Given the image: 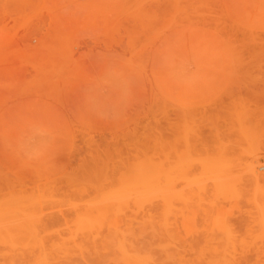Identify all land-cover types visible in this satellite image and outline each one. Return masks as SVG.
<instances>
[{"label": "rangeland", "instance_id": "rangeland-1", "mask_svg": "<svg viewBox=\"0 0 264 264\" xmlns=\"http://www.w3.org/2000/svg\"><path fill=\"white\" fill-rule=\"evenodd\" d=\"M261 166L264 0H0V264H264Z\"/></svg>", "mask_w": 264, "mask_h": 264}, {"label": "bare ground", "instance_id": "bare-ground-1", "mask_svg": "<svg viewBox=\"0 0 264 264\" xmlns=\"http://www.w3.org/2000/svg\"><path fill=\"white\" fill-rule=\"evenodd\" d=\"M235 22H236V21H235ZM242 26H243V25H242ZM184 30H186V29H184ZM187 30H188V29H187ZM178 32H179V31H178ZM200 32H201V31H200ZM257 33H258V32H257ZM153 62H154V61H153ZM153 71H154V69H153ZM71 72H72V71H71ZM71 77H72V76H71ZM152 77H153V76H152ZM151 79H152V78H151ZM153 80H154V78H153ZM155 81H156V80H155ZM153 82H154V81H153ZM155 83H156V82H155ZM66 84H67V83H66ZM69 84H70V83H69ZM68 88H69V87H68ZM164 96H165V95H164ZM66 97L69 98L68 95H67ZM164 100H165V99H164ZM169 102H170V101H169ZM208 102H209V101H208ZM203 103H204V102H203ZM205 104H207V103H205ZM200 105H201V104H200ZM166 106H167V105H166ZM186 107H187V106H186ZM187 108H188V111L190 112L189 109L196 108V106H195V107H191V106H190V107H187ZM168 109H169V108H168ZM183 109H184V107H183ZM178 110H179V109H178ZM184 111H185V110H184ZM194 111H195V110H194ZM181 112H183V111L181 110ZM184 113H185V112H184ZM184 113H183V114H184ZM187 113H188V112H187ZM191 113H192V111H191ZM77 116H78V115H77ZM262 171L264 172V167H262V166H261V167H257V168L253 167V168L250 169V174H251L252 176L255 177V178H254V181H255L256 183H258V184H260L259 182L263 179V175H264V174H263V175L261 174ZM259 172H261V173L259 174ZM261 178H262V179H261ZM260 179H261V180H260ZM263 180H264V179H263ZM228 182H229V183L231 182L232 184H233V183L236 184L235 182H232V181H228ZM251 182H253V180H252ZM255 182H254V183H255ZM261 183H263V182H261ZM212 184H213V182H212ZM252 184H253V183H252ZM218 185H220V184L218 183ZM218 185L216 184V186H214V184H213V185H211V186H214V188H216ZM253 185H254V184H253ZM255 185H256V184H255ZM255 185H254V186H255ZM142 186H143V184H142ZM142 186H141V188H143ZM235 186H237V184H236ZM200 187L203 189V186H200ZM200 187H199V188H200ZM219 187H221V185H220ZM223 187H225V185H224ZM201 188H200V189H201ZM212 188H213V187H212ZM217 189H218V188H217ZM219 189H220V188H219ZM241 189H242V188H241ZM222 190H223V189H222ZM224 190H225V189H224ZM260 190H261V185H260ZM202 191L204 192V190H202ZM216 191H217V190H216ZM218 191H219V190H218ZM236 191H237V190H236ZM238 191H239V190H238ZM222 192H223V193H222V196H221V197H223V195L225 194L224 191H222ZM236 193H238V192H236ZM215 194H216V196H217V192H216ZM219 194H220V193H219ZM227 194L230 195L231 193H228V192H227V193L225 194L226 198H227ZM238 194L242 195L241 192L238 193ZM240 195H239V196L237 195V197H238V198H241ZM219 196H220V195H219ZM225 196H224V197H225ZM233 196H234V195H232V197H233ZM228 197H229V196H228ZM237 197H236V198H237ZM128 198H129V197H128ZM128 198H121V200H120L121 202H120L119 204L124 203L125 201H126V202H127V201H130V199H131V201H132V200H133L134 202H135V201H136V202L139 201L140 203L142 202V201H141L142 199H146V200H143V202H145V201H147V200H150V199L152 200L151 197L149 198V197L145 196V194H143V193H142V194L134 195L133 198H130V199H128ZM147 198H148V199H147ZM158 198H159V199H158ZM226 198H225V199H226ZM236 198H235V199H236ZM139 199H140V200H139ZM153 199H155V201L160 200V201H158V202H160V204L163 203L164 205L166 204V201H167V199H166V197H165L164 194H161V195H159V196H155V197H153ZM156 199H157V200H156ZM137 200H138V201H137ZM151 200H150V201H151ZM152 201H153V200H152ZM236 201H237V200H236ZM164 202H165V203H164ZM163 204H162V206H164ZM165 207H166V206H165ZM6 211H9V212H7L8 214H11V213H12V211H11V213H10V210H5V213H6ZM165 213H167V212H165ZM165 213H164V214H165ZM26 216H27V215H26ZM164 216H165V215H164ZM166 216H167V215H166ZM166 216H165V217H166ZM12 217H13V216L11 215V218H9V219L13 220ZM28 217L32 218L31 216H28ZM165 217H164V219H166ZM15 219H16V218H15ZM32 219H33V218H32ZM159 219H160V218H159ZM164 219H163V217H162V219H160V221H161V220H164ZM4 220H5L6 222H5ZM7 220H8L7 218H3V221H4V223H6V224H7ZM17 220L20 221L19 219H16V222H17ZM160 221H159V225L162 224ZM8 222H9V220H8ZM22 222H23V220L20 222V224H21ZM164 222H165V221H164ZM164 222H163V223H164ZM27 223H28V222H27ZM31 223H32V220H31ZM17 224H19V222L15 223V227L17 226V228H18V225H17ZM20 224H19V225H20ZM25 224H26V223H25ZM29 224H30V223H29ZM29 224H28V226H27V225H24V224L22 223V224H21V225H22L21 228H19L18 230H21V229H23V228H24V230H25V229H26L25 227H27V229H28V227L30 228L31 225H29ZM10 226H11V225H10ZM10 226H9V224H8V227H10ZM12 227H13V226H12ZM19 227H20V226H19ZM162 227H163V226H162ZM13 228H14V227H13ZM32 228H33V226H32ZM164 228H165V227H164ZM27 229H26V230H27ZM30 229H31V228H30ZM24 230H23V231H24ZM165 230H166V229H165ZM23 231H22V232H23ZM123 247H124V246H123ZM123 247H122V246H121V248L119 247L121 251H122ZM41 248H42V247H41ZM124 249L127 250L126 247H124ZM120 250H119V251H120ZM128 250L131 251L129 248H128ZM127 252H128V251H127ZM128 253H129V252H128ZM129 254H130V253H129ZM131 254H133V253H131ZM121 255L125 256L126 254H124V251H122V252H121ZM134 255L136 256V254H134ZM123 256H122V257H123ZM135 256H134V257H135ZM137 256H138V255H137ZM140 258H141V257H140ZM43 259H44V258H43ZM141 259L143 260V257H142ZM40 260H41V259H40ZM40 260H39V261H40ZM44 260H45V259H44ZM41 261H43V260H41ZM41 261H40L41 264H48V263H47L48 261H47V262H41ZM143 261H145V258H144ZM142 263H143L142 261L137 260L136 257L133 258V256H131V255H130V256H129V255H126L125 257H123V264H142ZM50 264H51V263H50ZM145 264H146V263H145Z\"/></svg>", "mask_w": 264, "mask_h": 264}]
</instances>
